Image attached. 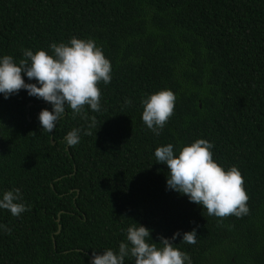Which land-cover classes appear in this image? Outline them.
<instances>
[{
	"label": "trees",
	"instance_id": "trees-1",
	"mask_svg": "<svg viewBox=\"0 0 264 264\" xmlns=\"http://www.w3.org/2000/svg\"><path fill=\"white\" fill-rule=\"evenodd\" d=\"M73 36L94 39L111 62L100 112L67 109L49 134L37 119L49 103L0 94V191L20 188L29 206L20 217L0 210L11 230H0V264H90L135 222L155 243L196 228L195 244L173 241L192 264H264V0H0V55L18 62L22 49ZM161 89L176 101L154 135L140 101ZM73 128L81 140L69 147ZM201 138L241 172L247 215L209 216L167 189L155 149Z\"/></svg>",
	"mask_w": 264,
	"mask_h": 264
},
{
	"label": "clouds",
	"instance_id": "clouds-1",
	"mask_svg": "<svg viewBox=\"0 0 264 264\" xmlns=\"http://www.w3.org/2000/svg\"><path fill=\"white\" fill-rule=\"evenodd\" d=\"M49 51L22 49L23 58L18 62L11 55H0V94L4 99L26 90L28 96L43 99L51 105L42 109L37 119L41 130L52 133L59 121L71 109L72 114L87 119L85 106L93 112L102 109L100 82L111 83L112 67L103 48L94 39L71 37L67 43H51ZM26 76L29 81L25 82ZM176 96L170 89H161L142 97L141 119L154 135H160L173 115ZM125 104H131L125 100ZM93 117L83 129L84 135H92L96 127ZM100 127V126H99ZM81 128L70 130L64 142L69 147L81 140ZM214 145L206 139H197L179 148L174 145L158 146L154 151L156 163L166 165V187L201 206L207 215L224 218L247 215L248 195L244 180L236 166L225 169L213 159ZM0 210H7L13 217H20L29 210L20 188L0 191ZM0 230H11L0 224ZM195 244L197 230L173 233L171 238L161 236L159 243L151 237V229L133 223L125 230V239L119 242L118 250L106 248L93 252L90 264H125L126 259L134 264H192L187 252L176 247L175 241ZM159 244V246H157Z\"/></svg>",
	"mask_w": 264,
	"mask_h": 264
},
{
	"label": "water",
	"instance_id": "water-1",
	"mask_svg": "<svg viewBox=\"0 0 264 264\" xmlns=\"http://www.w3.org/2000/svg\"><path fill=\"white\" fill-rule=\"evenodd\" d=\"M29 108L31 107V104H29V106H28ZM54 144V143H53Z\"/></svg>",
	"mask_w": 264,
	"mask_h": 264
}]
</instances>
